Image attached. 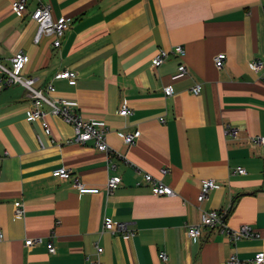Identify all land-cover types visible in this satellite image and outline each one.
I'll return each mask as SVG.
<instances>
[{"label": "crops", "instance_id": "crops-1", "mask_svg": "<svg viewBox=\"0 0 264 264\" xmlns=\"http://www.w3.org/2000/svg\"><path fill=\"white\" fill-rule=\"evenodd\" d=\"M12 1L0 14V61L11 65L25 51V76L44 91L53 83L54 96L76 101L75 112L106 125L116 154L110 168L92 141L68 142L73 127L48 105L46 133L40 120L26 119L33 100L25 87H0V264H225L232 254L249 261L264 252V143L251 141L264 137V66L249 65L264 64V0H43L55 19L72 18L59 48L50 37L34 42L38 25L30 13L37 1L28 0L26 26ZM177 45L183 56L170 53L154 67L159 49ZM221 52L227 59L219 69L214 58ZM181 63L187 73L174 79ZM66 69L77 77L58 78ZM124 102L132 114H119ZM228 124L237 127L236 137L226 134ZM136 130L137 141L125 143L121 133ZM238 166L246 174H233ZM59 167L72 177L54 176ZM136 167L162 178L175 194L138 186L143 177ZM112 175L122 183L108 194ZM74 178L100 191L81 193ZM205 178L221 187L199 201ZM16 201L23 216L15 213ZM214 209L231 227L248 224L260 236L232 244L220 226L189 236L188 227ZM106 216L126 222L134 234L102 231ZM30 238L42 241L27 246Z\"/></svg>", "mask_w": 264, "mask_h": 264}, {"label": "built area", "instance_id": "built-area-1", "mask_svg": "<svg viewBox=\"0 0 264 264\" xmlns=\"http://www.w3.org/2000/svg\"><path fill=\"white\" fill-rule=\"evenodd\" d=\"M37 6L30 13L31 18L38 25L37 31L34 37V42L37 44L41 41L43 36L53 38L52 45L56 48L61 46V38L65 32L69 29L72 23V18L70 16H61L54 18L49 4L44 3L43 0H36ZM12 10L18 17H23L28 11V0H13L11 4ZM170 53H175L183 56L185 54V49L182 45L175 46L172 51L166 49H159L157 55L153 60L154 67H160L165 60L168 58ZM227 55L224 52L218 53L214 62L217 68L221 69ZM30 60V56L23 50L18 51L11 60V65H5L0 61V87H8L13 84H20L28 91L30 97L33 100V107L26 112V119L30 122L35 120H40L42 126L46 133H50L51 129L48 121L46 120V111L44 106L48 105L50 107V112L60 118H62L66 123L70 124L74 130V136L68 140V142L74 141L77 143H87L92 141L94 146L107 154L108 161L110 163L109 167H115V164H111L112 157L116 152L110 147L107 141L108 127L104 124H99L91 119H86L80 113L73 110V107L77 104L76 101L54 96L52 93L55 90L53 83H49L46 86V91L35 86V77H26L24 71ZM253 70H259L264 66L261 60H253L249 63ZM187 73V68L184 63H181L178 67V73H176L173 78L178 79L183 77ZM58 78L64 79H75L77 77V72L66 69L57 74ZM202 87L200 84H196L192 87V92L195 95L200 94ZM165 95L170 96L174 93V88L172 85H168L164 89ZM119 114L122 116H127L132 114V109L128 106L127 102H124L119 110ZM227 135L231 137H236L238 135L237 127L228 124L225 128ZM124 142L127 144H134L137 139L141 136V131L136 130L131 133H121ZM41 141V140H40ZM254 144L264 143V137L255 136L251 138ZM42 143V141H41ZM136 170L142 174L143 179L137 182L140 186L142 183H146L151 189L152 193L155 195H167L171 196L175 194L174 189L163 182L162 178L156 177L153 174L143 171L139 167ZM246 169L242 166H238L233 169V174H246ZM162 175L169 173V168L163 167L161 169ZM53 175L61 177L64 179H70L72 177V171L66 167H59L53 170ZM122 183V177L119 175H112L108 178L106 183V192L111 194L116 188ZM73 186L77 188L81 193H98L99 188L87 187L81 183L78 178L73 179ZM221 187V184L213 178H205L201 180V191L199 195V201H204L209 197V193ZM15 213L18 216H23L25 213L24 205L21 201L15 202ZM215 226H220V228L225 232L229 241L232 244H236L239 240L244 238H257L260 234L253 229L248 224H244L238 228L231 227L225 222L224 213L216 209L210 211H204L201 216V221L198 224L190 225L188 227L189 236H200L202 234V229L205 227L211 228ZM102 231H109L113 234H123L124 236H130L134 234V230L128 227V224L123 221H115L112 217L106 216L104 219V225ZM5 238L4 232L0 228V241ZM41 239H27L25 244L27 246H32L35 243L41 242ZM48 250L51 253H55L56 247L53 242L48 243ZM98 253L103 251V247H97ZM159 257L162 260H167V254L165 252H160ZM264 264V252L257 253L249 261L243 260L238 257L237 254H232L225 264ZM98 264H102L97 262Z\"/></svg>", "mask_w": 264, "mask_h": 264}, {"label": "rangeland", "instance_id": "rangeland-1", "mask_svg": "<svg viewBox=\"0 0 264 264\" xmlns=\"http://www.w3.org/2000/svg\"><path fill=\"white\" fill-rule=\"evenodd\" d=\"M12 0H0V14H5V9L7 8L8 5H10ZM19 19H23L21 17H19ZM29 20V15H27V18L21 20L22 26H26L27 24L30 25V23H28ZM46 38V36L42 37V40ZM7 65V64H6ZM10 66V65H8Z\"/></svg>", "mask_w": 264, "mask_h": 264}, {"label": "water", "instance_id": "water-1", "mask_svg": "<svg viewBox=\"0 0 264 264\" xmlns=\"http://www.w3.org/2000/svg\"><path fill=\"white\" fill-rule=\"evenodd\" d=\"M224 219H225V217H224Z\"/></svg>", "mask_w": 264, "mask_h": 264}]
</instances>
